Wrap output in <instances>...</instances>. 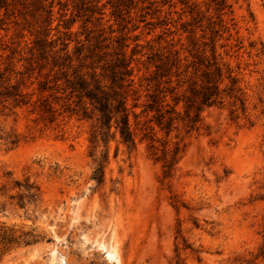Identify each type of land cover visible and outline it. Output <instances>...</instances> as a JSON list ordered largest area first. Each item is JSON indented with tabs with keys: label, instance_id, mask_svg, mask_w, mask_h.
Instances as JSON below:
<instances>
[{
	"label": "rangeland",
	"instance_id": "1",
	"mask_svg": "<svg viewBox=\"0 0 264 264\" xmlns=\"http://www.w3.org/2000/svg\"><path fill=\"white\" fill-rule=\"evenodd\" d=\"M219 2L0 0V80L25 94L0 116L20 139L0 136V264H264V0ZM122 58L134 145L94 140L67 86L79 70L119 93ZM208 64L220 99L188 111Z\"/></svg>",
	"mask_w": 264,
	"mask_h": 264
},
{
	"label": "trees",
	"instance_id": "2",
	"mask_svg": "<svg viewBox=\"0 0 264 264\" xmlns=\"http://www.w3.org/2000/svg\"><path fill=\"white\" fill-rule=\"evenodd\" d=\"M221 6V9H224L227 4L226 0H220L218 3ZM67 49V46L64 47ZM66 61L68 63L63 62L60 63L61 68H66V66H72V60L70 55L65 56ZM175 62V61H174ZM204 60H199L198 67H196L197 71L200 70L203 65ZM168 62L166 64L158 65L159 69L162 70V73L158 75L164 76L165 72L169 70L167 68ZM171 65H175L172 63ZM212 64H208L207 68L203 72V77L206 79L194 80L192 85L190 86V95H187V110L190 111L192 109L200 110L201 104H214L220 99L221 89L220 83L222 82V69L220 67H215L212 71L209 68ZM120 69L113 72L114 81L119 79L118 88L121 91L118 93L116 91L114 94L108 93L103 86L100 84L92 83L86 78V74H82L79 70L74 71L75 80L67 79V86L71 89V92L77 93L80 98H87L94 107V110L99 113V126L95 129L93 139L98 140L99 135H103L108 137L112 130V127L120 132L122 139L125 143L135 144L134 133L131 129L130 125V110L127 105V98L129 96V91L133 85V79L130 77L133 73L132 68H130V62H126L125 58H122L120 64H118ZM3 76L0 74V78ZM96 75H92L94 79ZM96 81V79H95ZM93 81V82H95ZM173 92V90H172ZM152 98L148 107L153 110L156 109L159 113L158 119L159 123L167 122L171 123L173 118L168 116L169 114L175 112V108L167 109L163 111L164 103L166 101V94L160 96L159 94H151ZM184 97V96H183ZM25 99V94L21 90H19V86L11 85L9 82L0 80V116L8 115L7 111L12 110L13 108L19 106ZM176 104L179 103L180 98L175 96ZM166 106H169L168 104ZM199 113H196L194 116V121L198 120ZM169 126V125H168ZM2 129L0 128V132ZM1 138L9 139V141L16 145L19 143L20 139L17 135L2 132L0 134ZM104 166L100 167V171L103 173ZM99 180H102V177H99ZM30 196H35V193H30Z\"/></svg>",
	"mask_w": 264,
	"mask_h": 264
}]
</instances>
